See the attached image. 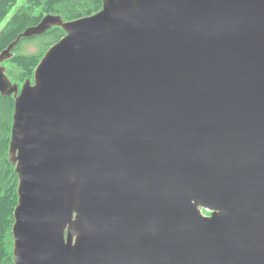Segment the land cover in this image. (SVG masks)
<instances>
[{
    "label": "water",
    "instance_id": "water-1",
    "mask_svg": "<svg viewBox=\"0 0 264 264\" xmlns=\"http://www.w3.org/2000/svg\"><path fill=\"white\" fill-rule=\"evenodd\" d=\"M53 28L64 37L12 83L19 41ZM0 96L14 264H264V0L45 16L0 54Z\"/></svg>",
    "mask_w": 264,
    "mask_h": 264
},
{
    "label": "trees",
    "instance_id": "trees-1",
    "mask_svg": "<svg viewBox=\"0 0 264 264\" xmlns=\"http://www.w3.org/2000/svg\"><path fill=\"white\" fill-rule=\"evenodd\" d=\"M103 0H27L15 12L9 22L0 29V54L27 28L37 26L39 21L48 15L61 16L64 21H73L90 17L102 8ZM16 2H0V23L12 15ZM64 37L61 29L54 28L46 34L33 39H21L13 50V56L4 63L6 75L14 84L22 85L32 79L33 73L47 50ZM36 43V54L17 53L22 43ZM14 111L13 97L0 96V264H14L13 248L9 245L12 239L14 210L17 206V176L15 168L9 162V143L11 137L12 116Z\"/></svg>",
    "mask_w": 264,
    "mask_h": 264
},
{
    "label": "rangeland",
    "instance_id": "rangeland-1",
    "mask_svg": "<svg viewBox=\"0 0 264 264\" xmlns=\"http://www.w3.org/2000/svg\"><path fill=\"white\" fill-rule=\"evenodd\" d=\"M21 4H22V1H20V2L16 5V7L13 9V11L16 10L17 7H19ZM37 51H38V49H37V44H36V43H28V42H27V43H22V44L19 46L17 53H23V54H36ZM202 213H203L204 215H207V213L204 212V211H202ZM8 240H9V245H10V247L12 248V246H13V242L11 241V236H10V238H9Z\"/></svg>",
    "mask_w": 264,
    "mask_h": 264
},
{
    "label": "flooded vegetation",
    "instance_id": "flooded-vegetation-1",
    "mask_svg": "<svg viewBox=\"0 0 264 264\" xmlns=\"http://www.w3.org/2000/svg\"><path fill=\"white\" fill-rule=\"evenodd\" d=\"M2 1H10V2H16V4H15V6H13V8L12 9H14L15 7H16V5L20 2V1H22V4L19 6V7H17V9L16 10H12V12H11V14L12 15H9V16H7V18H5L4 20H2V22L0 23V29H3L4 28V26L7 24V22H9L10 20H11V18L14 16V14H15V12L17 11V10H19L23 5H24V3L27 1V0H0V2H2ZM41 22V20L39 21V23ZM65 22H68V21H65ZM38 23V24H39ZM34 27V26H33ZM54 29V28H53Z\"/></svg>",
    "mask_w": 264,
    "mask_h": 264
}]
</instances>
